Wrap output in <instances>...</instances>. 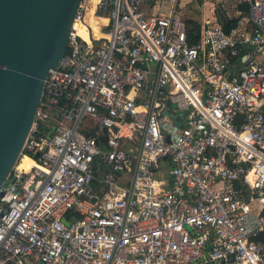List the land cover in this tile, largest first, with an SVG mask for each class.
Segmentation results:
<instances>
[{
    "label": "built area",
    "instance_id": "obj_1",
    "mask_svg": "<svg viewBox=\"0 0 264 264\" xmlns=\"http://www.w3.org/2000/svg\"><path fill=\"white\" fill-rule=\"evenodd\" d=\"M89 1L0 188V264H264V0L230 31L99 0V38Z\"/></svg>",
    "mask_w": 264,
    "mask_h": 264
},
{
    "label": "water",
    "instance_id": "obj_2",
    "mask_svg": "<svg viewBox=\"0 0 264 264\" xmlns=\"http://www.w3.org/2000/svg\"><path fill=\"white\" fill-rule=\"evenodd\" d=\"M83 0H0V188L36 121L45 80L67 55Z\"/></svg>",
    "mask_w": 264,
    "mask_h": 264
},
{
    "label": "crops",
    "instance_id": "obj_3",
    "mask_svg": "<svg viewBox=\"0 0 264 264\" xmlns=\"http://www.w3.org/2000/svg\"><path fill=\"white\" fill-rule=\"evenodd\" d=\"M161 1L162 9L160 12L168 13L169 6H166L167 10L164 11V4H167V2L165 0ZM178 4L182 15L189 23L194 24L198 28L206 18L211 16H216L225 29L231 21H237L238 24L240 17V10L234 8L229 0H179ZM241 9L245 10L246 8L241 7Z\"/></svg>",
    "mask_w": 264,
    "mask_h": 264
},
{
    "label": "bare ground",
    "instance_id": "obj_4",
    "mask_svg": "<svg viewBox=\"0 0 264 264\" xmlns=\"http://www.w3.org/2000/svg\"><path fill=\"white\" fill-rule=\"evenodd\" d=\"M99 2V0H90L89 1V8L87 10V13L85 15V22L88 23L90 26L93 27V36L95 38L100 37V25L106 24L108 22L107 19L99 18L96 16V5ZM77 33L81 35L85 40H89V34L85 27L77 25ZM35 163L29 159V157L23 158V161L21 162L20 169H25L26 171H29L32 166Z\"/></svg>",
    "mask_w": 264,
    "mask_h": 264
},
{
    "label": "trees",
    "instance_id": "obj_5",
    "mask_svg": "<svg viewBox=\"0 0 264 264\" xmlns=\"http://www.w3.org/2000/svg\"><path fill=\"white\" fill-rule=\"evenodd\" d=\"M236 25H237V21H231V22H229L228 25H227V27H226L227 31H230V29L232 27H235Z\"/></svg>",
    "mask_w": 264,
    "mask_h": 264
},
{
    "label": "rangeland",
    "instance_id": "obj_6",
    "mask_svg": "<svg viewBox=\"0 0 264 264\" xmlns=\"http://www.w3.org/2000/svg\"><path fill=\"white\" fill-rule=\"evenodd\" d=\"M166 6H168V5H167V4H164V8H165ZM166 10H167V9L165 8V9H164V11H166ZM90 27H91V28H92V30H93V27H92V26H90ZM163 169H164V170H167V167H166V166H164V167H163Z\"/></svg>",
    "mask_w": 264,
    "mask_h": 264
}]
</instances>
